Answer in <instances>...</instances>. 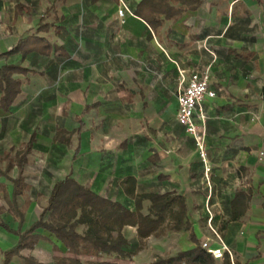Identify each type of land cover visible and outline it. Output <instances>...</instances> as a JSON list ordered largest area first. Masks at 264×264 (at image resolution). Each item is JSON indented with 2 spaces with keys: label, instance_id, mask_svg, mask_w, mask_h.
I'll use <instances>...</instances> for the list:
<instances>
[{
  "label": "crops",
  "instance_id": "0c3cea01",
  "mask_svg": "<svg viewBox=\"0 0 264 264\" xmlns=\"http://www.w3.org/2000/svg\"><path fill=\"white\" fill-rule=\"evenodd\" d=\"M141 1L0 0V66L19 64L29 70L16 75L22 80L21 93L11 109H0V124L8 123L0 126V140H5L0 154L17 144L9 139L26 142L34 133L37 141L30 158L52 144L62 151V164L68 162L66 176L71 174L113 201L134 206L122 189L127 176L136 178L138 193L183 194L198 243L210 240L212 248H219L221 243L207 224L208 203L217 220L215 228L211 226L231 252L216 264H264V79L255 76L263 57L257 48L264 41V0H202L179 19L161 14L159 23L148 9L144 13L153 23L135 14ZM238 2L251 12L248 18L233 17ZM124 7L128 11L120 17L118 10ZM43 25L46 29L39 30ZM30 35L46 38L51 52H31L24 59L20 53L9 54ZM205 69L217 93L204 102L210 173H205L193 137L177 121L176 92L185 85L180 73L188 79L192 72ZM58 129L73 133L70 145L54 142ZM79 172H93L92 182L80 179ZM0 181L11 193L12 184L5 178ZM239 189L251 190L247 212L221 229ZM31 200L22 232L40 216ZM149 206L150 201L143 202L144 214ZM1 217L11 229H18L9 212ZM127 230L135 231L130 240L137 238L135 227L123 229L128 238ZM38 232L48 237L47 232ZM170 233L173 245L161 247V255L172 257L197 246L190 231H167L163 237ZM18 243L19 236L0 228V264L5 252ZM62 247L66 254L45 260L43 251H52L53 246L50 240H41L10 264H24L25 257L43 264H55L56 256L75 257ZM138 253L129 257L136 261Z\"/></svg>",
  "mask_w": 264,
  "mask_h": 264
},
{
  "label": "trees",
  "instance_id": "16d2710c",
  "mask_svg": "<svg viewBox=\"0 0 264 264\" xmlns=\"http://www.w3.org/2000/svg\"><path fill=\"white\" fill-rule=\"evenodd\" d=\"M202 0H142L135 10V14L149 23H153L145 13L148 9L153 13L156 23L161 14L165 18L179 19L186 11L197 9ZM179 3L175 8L171 4ZM239 9V11H237ZM233 17L248 18L251 12L243 2H238L233 8ZM158 19V20H157ZM46 29L43 25L39 30ZM52 45L44 37L30 35L22 39L9 54L20 53L24 59L29 53L35 52L47 55ZM57 49V48H56ZM29 70L19 64H4L0 66V109L8 112L21 93L22 80L16 75H26ZM73 133L58 129L54 142L70 145ZM36 135L23 143L22 147L11 148L0 157V178L7 179L12 184L10 193L5 183L0 181V194L6 206L0 207V228L8 233L19 236V243L13 249L5 252L4 264H10L15 256L26 248H33L41 240L50 238L40 234L43 230L60 242L68 252L75 257L54 258L55 264H118L108 261L86 260L78 256H93L99 258L102 254L133 256L145 245L151 237H161L167 231H190V238L197 243L191 250L180 251L167 259H158L156 264H216L211 253L204 250L198 243L192 223L187 217L188 206L186 197L177 192L138 193L137 180L127 176L122 182L125 195L134 200L131 202L113 201L102 196L86 185L79 183L71 174L64 179L56 181L49 193L42 213L28 229L21 231L25 222L26 213L32 203L28 195L29 184L26 179V167L36 145ZM16 169V176L13 171ZM251 190L239 189L230 203L229 219L224 222L221 229L230 221L238 220L245 215L251 202ZM23 198V202H20ZM150 201L148 213L144 214L143 202ZM9 212L19 223L17 230H13L4 222L1 215ZM214 220V219H213ZM83 229L80 231V227ZM135 227L137 238L130 240L123 229ZM228 257V256H227ZM24 264H43L34 257H25Z\"/></svg>",
  "mask_w": 264,
  "mask_h": 264
},
{
  "label": "rangeland",
  "instance_id": "374dc122",
  "mask_svg": "<svg viewBox=\"0 0 264 264\" xmlns=\"http://www.w3.org/2000/svg\"><path fill=\"white\" fill-rule=\"evenodd\" d=\"M262 34L264 36V29L262 31ZM258 53H261L263 57L260 58V61L258 63V70L257 76L258 78L264 79V41L258 45ZM260 66V68H259ZM7 126L8 123L0 124V126ZM1 128V127H0ZM2 129H0L1 131ZM23 142L26 140V138L22 139ZM3 141L5 140H0V146H2ZM13 141H16L15 147L16 149H19L22 147L23 142H20L15 139H9V143H13ZM1 148V147H0ZM47 148V149H46ZM45 151L43 152H36L33 157L30 158V163L26 167V176H27V181L29 183V190H28V195L35 200L36 206H35V212L37 214H41L43 207L46 205V198H47V193L49 191V188L51 185L66 176L68 172V162L64 161L62 164L61 162V155L62 151L60 149L52 148V144L47 145V147L44 148ZM3 154H0V157H2ZM58 160V161H57ZM80 179L85 180L87 183L89 181L92 182L93 179V172L91 173H85V172H79L77 175ZM4 205L3 199L0 195V206ZM210 206V205H209ZM204 210H206V205H204ZM207 211V210H206ZM7 218V216H6ZM212 226L217 223V220L214 219L212 222ZM208 226L209 223L207 222ZM82 226L80 227V231L82 230ZM215 228V226H214ZM209 230L213 233L212 229L209 227ZM125 234L128 236V238L131 239L132 236L135 235L134 230H127ZM46 235L50 238V242L52 243L53 246V252L48 250L43 251V258L45 260H50L52 256L55 254H66V250L63 249L62 245L60 242H58L54 237L49 236L48 233ZM171 235V236H170ZM167 239V240H165ZM173 235L170 233L169 235L165 237H151L148 240V243L144 245L142 250L138 253L136 261H134L131 257L129 256H118V255H113L111 257H105L102 256L99 258V260H109V261H118L123 264H156L157 260H153L155 257H159V259L163 258H169L168 253H162L159 254L160 248H169L172 247L173 245ZM172 253H174L176 250L174 247L171 249ZM170 252V251H169ZM89 257L83 256L82 259L86 261ZM91 259H94L91 258Z\"/></svg>",
  "mask_w": 264,
  "mask_h": 264
},
{
  "label": "built area",
  "instance_id": "2783aa9c",
  "mask_svg": "<svg viewBox=\"0 0 264 264\" xmlns=\"http://www.w3.org/2000/svg\"><path fill=\"white\" fill-rule=\"evenodd\" d=\"M126 11H128L126 7L121 8L118 10V15L123 17ZM180 77L185 85L176 92L178 102L177 121L193 137L199 155L205 165V173H210L211 167L206 163L207 150L205 137L208 115L204 109V102L206 99H214L217 93L210 85V71L208 69L192 72L188 79L185 78L183 73H180ZM206 210L209 215L208 223L210 224V228L220 241L221 246L219 248H212L210 240H205L202 242L201 247L211 253L216 260L223 259L225 253L231 256L230 250L223 244L216 229L211 226L214 217L208 203L206 204Z\"/></svg>",
  "mask_w": 264,
  "mask_h": 264
},
{
  "label": "water",
  "instance_id": "95a60500",
  "mask_svg": "<svg viewBox=\"0 0 264 264\" xmlns=\"http://www.w3.org/2000/svg\"><path fill=\"white\" fill-rule=\"evenodd\" d=\"M263 29H264V27H263Z\"/></svg>",
  "mask_w": 264,
  "mask_h": 264
}]
</instances>
